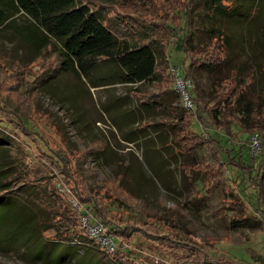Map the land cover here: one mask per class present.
Wrapping results in <instances>:
<instances>
[{"label": "rangeland", "instance_id": "rangeland-1", "mask_svg": "<svg viewBox=\"0 0 264 264\" xmlns=\"http://www.w3.org/2000/svg\"><path fill=\"white\" fill-rule=\"evenodd\" d=\"M224 4L228 7L232 5L233 12L227 28L233 35V49L231 59L220 68L223 69L221 74L224 75L226 68L238 66L245 77L253 71L254 66L259 63L264 65V0H227ZM136 9L141 13L145 10L140 5ZM208 9L210 7L205 2L195 7L198 16L205 14ZM15 17L19 23L25 22L23 17L26 16L22 12L16 13ZM204 18H198L201 25L205 24L202 22ZM2 40L0 79L7 81L10 74L8 71L15 70L16 66L13 64L10 67L13 57L9 49L13 45L10 41ZM205 41L203 33L195 32L190 45ZM24 44L23 48L28 50L31 57L39 54L37 48L29 43ZM168 53L170 63L181 67L183 75L193 83L192 92L197 91L201 103L211 104L214 98L211 75L202 67H189V61L185 68L181 66L184 54L178 47L171 48ZM24 54L25 50L21 49L18 55L21 57ZM59 58L57 53L47 50L24 72V81L33 84L37 79L48 78L49 74L57 71L55 77L33 98L34 109L38 112L35 124L40 125L47 137H53H48L50 149L66 150L63 151L70 161H74L75 171L84 176L88 188L100 193V198L108 202L109 212L115 214L119 221L138 222L147 230L152 228V224L158 225L180 238L192 239L204 247L212 263L264 264V215L259 218L261 212L255 210L260 205L258 201L263 202L264 208V175L255 193L256 185L247 176L244 178L245 185H239L242 172L230 163L224 151L219 150L222 162L227 165L229 180L224 187L207 196L203 190L204 174L194 170L193 164L214 161L211 148L207 144H200L189 155L175 153L174 148L171 149L172 146L166 143L172 142L176 130L168 125L154 124L155 120H174L180 117L181 112L170 111L171 107L183 108L181 97L175 89L169 96L160 98L156 95L155 87L148 84H137L134 87L120 84L108 86L114 80L110 76H106L105 82L92 83L100 81L108 69L99 67L92 77L79 78L71 72L60 71ZM28 60L27 57L26 62ZM133 88L142 93L139 97L152 96L162 105V110L152 108L148 112L142 111L138 106L139 100L132 93ZM260 91L262 101L256 99L254 108L258 112L256 122L264 128V78L257 75L245 93L253 99ZM22 100L27 102L29 99ZM242 103L238 109H227L231 116L229 119L233 121L222 132L211 125L208 117L200 111L201 120H197L198 115L193 118L196 138L203 136L205 131L214 140H219L225 152L231 151L233 159L240 152L249 156L253 118L250 110L244 106L245 103ZM224 111L219 116L224 115ZM0 117L3 120H0L1 127L26 145L23 147L30 156L26 162L30 174L42 180L44 186L55 193L59 192V185L68 189L69 181L61 165L51 162L52 158L47 156L49 154L53 157V154L43 144L40 135L36 134L38 130L29 125L33 135L29 136L20 126L10 123V116ZM25 124L28 125L27 122ZM50 124L57 127L48 128ZM64 138L68 143L62 141ZM256 163H260V156ZM124 171L128 178L123 176ZM259 192L261 199L258 197ZM239 199L250 211L248 222L241 221L242 216L247 215L242 207L229 204ZM22 208L15 203L1 206L0 264H183L179 262L183 251L151 242L140 234H135L129 243L124 242L128 247L123 246L141 255L135 263L127 259L120 261L105 257V253L98 249L99 246H94L91 248L93 251L89 252L85 247H80L79 251L68 249L70 246L66 244L55 247L52 241L55 236L53 230L45 232L46 242L31 245L26 238L31 226L27 216L22 214ZM77 210L80 212V206ZM34 246L37 251L30 255L29 249ZM40 256L42 259L33 258ZM185 264L200 262L192 259Z\"/></svg>", "mask_w": 264, "mask_h": 264}, {"label": "trees", "instance_id": "trees-1", "mask_svg": "<svg viewBox=\"0 0 264 264\" xmlns=\"http://www.w3.org/2000/svg\"><path fill=\"white\" fill-rule=\"evenodd\" d=\"M226 1L0 0V39H3L2 42L10 41L13 45L9 49L13 57L10 67L13 64L16 66L15 70L8 71L10 74L7 81L0 79V115L5 118L10 116L12 118L10 123L20 126L29 136L32 134V127L29 125L34 126L38 130L36 134L40 135L43 144L49 148L48 140L53 137L48 135V138L40 125L35 124L38 112L34 109L33 98L55 77L57 71L49 74L48 78L37 79L33 84L24 81V72L47 50L59 55L60 71L71 72L79 78H90L99 67H104L108 69L106 75L100 78V81L92 83L105 82L106 76H110L114 80L109 82L108 86L120 84L134 87L137 84H148L155 87L158 97L164 98L174 92L172 76L169 73L171 63L168 52L171 48L178 47L184 54L181 66H186L189 61V67H202L211 75L214 98L211 104L203 105L197 91L191 92V97L196 103V110L193 113L184 108L171 107V112H181L180 117L174 120H155L154 124L168 125L176 130L172 142L166 143L169 147L172 146L171 149L174 148L175 153L189 155L200 144H207L211 148L214 161L193 164L194 170L204 174L203 190L207 196L224 187L229 180L227 165L222 162L219 150L224 151L230 163L242 172L243 177L239 185H245L244 178L247 176V179L256 185L254 193L257 192L264 175V128L258 126L256 122L258 112L254 108V103L262 101V96L260 91L254 98L252 94L253 99H251L245 92L257 75L264 78V65L259 63L254 66L253 71L245 77L238 66L226 68L224 75L221 74L223 69L220 68L231 59L230 54L233 49V35L227 28L233 10L232 5L225 6ZM201 2H205L210 7L205 14L200 15L205 17L202 21L204 25L200 24L198 20L200 16L195 11V7ZM138 5L145 8L142 13L136 9ZM19 12L26 16L23 17L25 22L22 24L15 17ZM195 32L203 33L206 41L190 45ZM24 42L37 48L39 54L31 57L28 50L23 48ZM21 49L25 50V54L19 57ZM25 57L29 58L28 62ZM219 70L221 71L218 74ZM132 91L139 100L138 106L142 111L148 112L152 108L162 110V105L152 96L139 97L142 94L139 89L133 88ZM22 98L29 100L23 102ZM241 102L243 105L245 103L244 106L252 114L253 125L250 137L255 133L261 137L258 155L254 156L250 153L249 156H244L240 152L233 159L231 151L225 152L219 140H214L205 131L203 136L196 138L193 118L198 115L197 120H201L200 111L208 117L211 125L222 132L226 131L228 124L233 121L229 119L231 116L227 109H238ZM223 109L224 115L219 116ZM1 126L0 211L5 203L8 205L15 203L23 207L22 214L27 216L31 226L30 232L26 234L31 245L46 242L45 232L53 230L55 236L52 241L55 247L66 244L70 246L68 249L79 251L80 247H85L89 252L93 251L91 248L98 246L86 234L80 218L82 213L78 212L71 203L72 196L81 205L90 208L91 218L102 223L106 233L120 238L121 244L114 254L98 247L105 253V257L109 256L120 261L127 259L135 263L141 255L135 250H126L122 243L130 241L135 234H140L151 242H159L169 246L170 249L183 251V256L179 258V262L183 264L189 263L192 259H198L200 264H226L219 261L210 262L204 247L196 241L180 238L163 227L152 224V228L147 230L144 226L138 225V222L117 220L116 215L107 209L108 202L100 198V193L91 191L84 176L75 171L74 161H70L64 148L62 149L65 152L58 148H49L54 159L49 154L47 156L52 158L51 162L61 165V170L69 181L68 190L72 195L69 196L67 192H53L48 186H44L42 180L32 176L27 170L26 162L30 156L23 147L26 145L20 143L17 137L14 138ZM51 127L57 126L48 125V128ZM62 141L68 143L65 138ZM39 148H41L40 143ZM259 156L260 163L257 164L256 159ZM123 176L128 178L125 171ZM258 197L261 199L260 192ZM258 203L260 205L255 210L261 212L260 218L264 215V208L262 201ZM229 204L242 207L247 215L242 216L241 221H250L248 216L250 211L242 200L230 201ZM35 247L29 249L30 255L37 251ZM26 253L28 252H24ZM33 258L42 259L41 256Z\"/></svg>", "mask_w": 264, "mask_h": 264}, {"label": "built area", "instance_id": "built-area-1", "mask_svg": "<svg viewBox=\"0 0 264 264\" xmlns=\"http://www.w3.org/2000/svg\"><path fill=\"white\" fill-rule=\"evenodd\" d=\"M169 73L172 76L173 88L179 93L182 101L183 108L187 111L193 113L196 110V103L191 97V92L194 88L193 83L190 79H187L179 67L170 64ZM261 137L258 133H255L251 137L250 143V153L251 155H258L260 151ZM59 191L67 192L70 196V191L66 187H59ZM71 203L74 207L80 206L81 214V223L83 228L86 230V234L90 239L96 242V244L105 252L114 254L121 240L117 237L108 234L104 230L102 223L94 221L90 216V208L87 206L81 205L75 198L71 196ZM123 246L128 247L125 243H122Z\"/></svg>", "mask_w": 264, "mask_h": 264}, {"label": "crops", "instance_id": "crops-1", "mask_svg": "<svg viewBox=\"0 0 264 264\" xmlns=\"http://www.w3.org/2000/svg\"><path fill=\"white\" fill-rule=\"evenodd\" d=\"M186 66H187V64H186ZM186 66H184V68H185ZM208 120H209V119H208Z\"/></svg>", "mask_w": 264, "mask_h": 264}]
</instances>
